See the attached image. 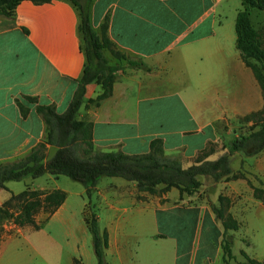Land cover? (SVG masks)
Masks as SVG:
<instances>
[{"label": "crops", "instance_id": "0c3cea01", "mask_svg": "<svg viewBox=\"0 0 264 264\" xmlns=\"http://www.w3.org/2000/svg\"><path fill=\"white\" fill-rule=\"evenodd\" d=\"M239 1L95 0V28L108 16L112 40L151 69L118 71L113 94L99 105L90 100L101 87L88 86L79 118L94 125V153L145 154L154 139H162L164 156L189 167L208 147L207 159H218L246 133L253 122L241 118L264 109V93L236 48ZM79 21L69 0H24L13 17L0 14V163L44 141L38 105L55 104L59 113L68 108L86 61ZM55 151L47 145L46 159ZM251 157L235 152L231 167L239 177H204L198 192L183 197L177 188L140 192L136 182L120 177H103L90 199L83 185L64 176L44 175L51 187L27 180L25 189H61L67 198L54 213L36 215L39 229L0 225V264H98L85 218L88 203L108 233L109 264H222L224 228L211 206L220 194L231 197L234 218L248 226L244 237L253 253L244 250L264 263V203L251 186L264 179V151Z\"/></svg>", "mask_w": 264, "mask_h": 264}, {"label": "trees", "instance_id": "16d2710c", "mask_svg": "<svg viewBox=\"0 0 264 264\" xmlns=\"http://www.w3.org/2000/svg\"><path fill=\"white\" fill-rule=\"evenodd\" d=\"M24 0H0V14L13 17L17 6ZM37 3L49 0H32ZM78 10V33L81 49L85 55V66L78 79V87L65 112L59 113L55 104L38 105L37 110L43 116L46 133L44 141L34 146L29 153L12 162L0 163V189H7L9 181H20L31 176L33 179L46 174L56 177L66 176L80 182L90 199L99 181L103 177H120L136 182L140 192L162 194L177 188L181 196L194 195L203 185L202 178L209 177L215 182L239 177L233 173L231 156L241 153L246 157L258 155L264 151V109L252 112L243 118V122H253L245 134L229 143L228 151L216 160H208L211 149L201 151L189 167L164 156L162 139H154L150 150L145 154L130 155L122 150L95 152L93 137L94 125L91 121L79 118V111L85 102L88 86L97 84L100 94L90 103L100 102L113 94L116 73L126 68H151L142 60L134 59L122 50L109 34V17L106 16L99 28L93 24V5L95 0H69ZM242 8L238 11L235 23L236 48L258 80L264 93V47L262 36L252 21V10L264 14V0H241ZM28 99L37 101L36 97ZM22 107V113L28 109ZM47 145L56 147L54 155L46 159ZM79 150L84 153L79 155ZM261 187L254 186V197L264 203V179ZM67 193L61 189L44 191L27 187L18 194L0 204V225L12 221L19 226L31 225L39 229L36 215L40 211L54 213L66 200ZM219 205L212 204V209L224 228V261L233 259V242L226 240L229 230L239 229L238 221L227 211L229 197L220 195ZM85 218L92 234L93 245L98 264H109L105 250L109 246L108 233L101 231L99 217L91 203H88ZM247 264H264L244 253ZM74 264H82L79 259Z\"/></svg>", "mask_w": 264, "mask_h": 264}, {"label": "rangeland", "instance_id": "374dc122", "mask_svg": "<svg viewBox=\"0 0 264 264\" xmlns=\"http://www.w3.org/2000/svg\"><path fill=\"white\" fill-rule=\"evenodd\" d=\"M231 7H232L231 8L232 11H230L228 13V20H230L232 18V13L234 12V7H235L234 3H233V5H231ZM238 7L239 8H242L241 1H239ZM251 17H252V21H253L254 26L261 33L262 43H263V47H264V14L262 12H260L259 10L254 9V10H252V16ZM241 122L244 123L243 121H241ZM249 128H251V127H248L247 128V131H249ZM224 144L226 146L227 145V142H225ZM78 153H79L80 156H83L84 155V153L82 152V150H79ZM253 160L254 159H252V157H251L250 158V162H253ZM62 178H65V179L69 180L73 184H77L79 186L82 185L80 182L73 181L69 177H65L64 176ZM27 180L32 181L33 178L31 176H28V177H25L24 179H22L21 181H10L8 186L9 187H12V189H14L15 191H17L16 193H20L22 190L25 189V185H26L25 183L27 182ZM222 181H229V180H222ZM253 181L259 187H261V184L259 183V181L257 180V178L254 179ZM35 182L38 183L39 186H44V187L45 186L51 187V185H53L52 180H47L44 175L41 176V177L36 178ZM251 186L254 187V185L252 183H251ZM203 193H205V192L203 191ZM10 195H11V192H10V190H9L8 187H7V189H4V190H1L0 189V201H4L5 199L7 200L10 197ZM224 196H226V195H224ZM214 204H216L218 206L219 205L218 200ZM225 206H227V211L233 215V213L230 211L231 210V207L233 206L231 197H229V204L228 205L226 204ZM47 214H49V213L46 212V211H40L37 216L39 218H44V217L47 216ZM235 219L239 223V229H237V230H229L227 232V235H226V240H230V241L233 242L232 250H233V253L235 252V255H234L235 257L233 259L228 260L227 262H225L223 260L222 264H247L248 260H247L246 256L244 255V253H246L247 255H248V253L244 249L248 250V252L250 254L253 253V248L250 247V243H252V242L246 240L245 237H244V235L245 234L247 235V233L249 232L248 226L244 222H242L240 219H238L236 216H235Z\"/></svg>", "mask_w": 264, "mask_h": 264}]
</instances>
